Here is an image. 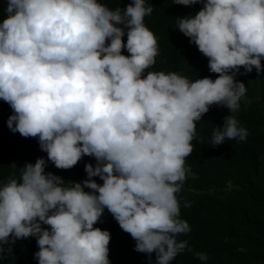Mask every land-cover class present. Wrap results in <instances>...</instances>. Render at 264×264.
Here are the masks:
<instances>
[{
  "label": "clouds",
  "instance_id": "1",
  "mask_svg": "<svg viewBox=\"0 0 264 264\" xmlns=\"http://www.w3.org/2000/svg\"><path fill=\"white\" fill-rule=\"evenodd\" d=\"M198 3L194 16L177 18V28L217 76L193 82L176 72L145 74L159 55L144 23L153 12L145 0L114 10L101 0H6L0 100L12 109L9 130L37 139L47 158L0 183V259L4 245L35 237L38 264H111V234L94 227L105 209L135 251L149 260L155 253V264L193 251L178 240L191 231L180 219L178 194L195 178L185 161L196 123L212 105L238 111L247 89L235 77L264 72V0H174ZM248 134L228 115L210 143L242 142ZM85 156L95 164H85L81 182L45 172L48 162L68 170Z\"/></svg>",
  "mask_w": 264,
  "mask_h": 264
},
{
  "label": "trees",
  "instance_id": "2",
  "mask_svg": "<svg viewBox=\"0 0 264 264\" xmlns=\"http://www.w3.org/2000/svg\"><path fill=\"white\" fill-rule=\"evenodd\" d=\"M101 2L114 10L126 8L131 0ZM145 2L153 12L144 18V23L154 33L159 51L156 63L145 74L176 72L193 82L204 77L215 80L217 74L209 71L208 59L177 28L178 17L194 16L203 5H177L174 0ZM5 8L6 0H0V22L6 18ZM123 41L126 44V34ZM122 54L128 55L126 49ZM261 63L264 64V60ZM240 71L243 73L244 69ZM235 79L243 82L247 89L239 110L232 113L227 107L212 105L196 123L193 152L185 161L195 178L190 174L178 194L180 219L187 221L191 228L178 240H186L193 251L178 254L171 264H264V72L258 74L253 69ZM11 114L10 106L0 100V183H6L10 176L18 179L19 168L27 163L34 164L39 157L47 158L37 139L24 138L9 130L7 120ZM228 115L235 116L239 126L247 129L248 137L242 142L226 140L212 147L213 131L223 126L224 117ZM13 163L15 168L11 167ZM86 163L95 164V160L85 156L68 170L57 169L48 162L45 172H52L65 182H81L87 178ZM94 179L102 183L98 177ZM186 201L191 203L190 207L184 206ZM94 227L111 234V264H155V253L149 260L147 254L135 251V241L119 227L107 209ZM38 250L35 237L6 244L0 264H38L34 258ZM195 252L206 253L208 260L200 261Z\"/></svg>",
  "mask_w": 264,
  "mask_h": 264
}]
</instances>
